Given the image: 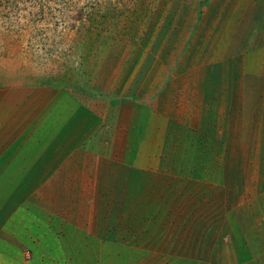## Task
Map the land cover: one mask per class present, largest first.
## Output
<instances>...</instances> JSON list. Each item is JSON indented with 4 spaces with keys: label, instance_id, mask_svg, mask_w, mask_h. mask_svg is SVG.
<instances>
[{
    "label": "rangeland",
    "instance_id": "374dc122",
    "mask_svg": "<svg viewBox=\"0 0 264 264\" xmlns=\"http://www.w3.org/2000/svg\"><path fill=\"white\" fill-rule=\"evenodd\" d=\"M169 1L0 0V84L66 92L94 114L62 179L7 190L28 229L0 236L16 262L238 264L264 247L263 25L241 77L213 70L208 98L138 89L154 72L136 56L152 45L140 29L170 23Z\"/></svg>",
    "mask_w": 264,
    "mask_h": 264
},
{
    "label": "crops",
    "instance_id": "0c3cea01",
    "mask_svg": "<svg viewBox=\"0 0 264 264\" xmlns=\"http://www.w3.org/2000/svg\"><path fill=\"white\" fill-rule=\"evenodd\" d=\"M167 7L173 16L170 23L145 24L146 28L140 29L153 36L149 41L152 45H147L146 52L136 56L145 59L146 67L151 66L154 72L147 70L142 77L139 75L145 80L144 86L136 88L161 90L169 86L176 91L185 90L184 100H190L187 97L189 91L199 97L202 94L206 99L208 97L204 95L211 88L207 82L215 73L213 70L230 75V78L233 75L232 82L241 77L244 72L243 51L249 49L247 44L257 42L259 27L263 25L264 30V22H261L264 0H181L169 1ZM205 26L207 33L201 30ZM238 28H242L240 32H237ZM258 50L261 48L255 45L248 53L256 58ZM193 102L197 103L196 99ZM93 116L87 106H81L66 92L59 94L47 87L5 88L0 84V236L28 232L20 224V211L12 206L8 210L12 211L10 216L7 215L6 201L15 200L8 198L7 190L31 186L37 178L49 179L57 175L62 179L59 171L68 167L63 165V156L88 143L86 140L93 130L88 120ZM84 132L88 136H82ZM15 215L16 219L13 218ZM10 217L13 221L5 223L4 220ZM42 234H46L44 230ZM2 240L0 262L24 263L22 256L16 258L17 262L11 259L14 241L6 242L4 247ZM241 248V245L233 246L231 252L240 253ZM249 249L250 253L243 251L236 262L264 264V247L254 242Z\"/></svg>",
    "mask_w": 264,
    "mask_h": 264
}]
</instances>
